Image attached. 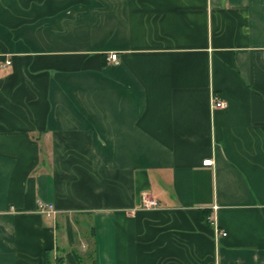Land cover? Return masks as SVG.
<instances>
[{"label":"crops","instance_id":"1","mask_svg":"<svg viewBox=\"0 0 264 264\" xmlns=\"http://www.w3.org/2000/svg\"><path fill=\"white\" fill-rule=\"evenodd\" d=\"M263 52L264 0H0V264H264Z\"/></svg>","mask_w":264,"mask_h":264},{"label":"built area","instance_id":"2","mask_svg":"<svg viewBox=\"0 0 264 264\" xmlns=\"http://www.w3.org/2000/svg\"><path fill=\"white\" fill-rule=\"evenodd\" d=\"M117 56L118 54L116 52H113L111 55H110V58L112 60H117ZM263 56H264V52H263ZM6 64H11V60L10 59H7L5 61ZM228 106V103L223 100V99H220V98H214V101H213V107L215 108H224V107H227ZM205 165H210L212 163V160L211 159H207V160H204L203 162ZM142 205L146 208H153V207H156L158 205V201L154 198H151L147 193H145L143 195V200H142ZM210 220L211 222L214 221V216L211 215L210 216ZM227 232L223 231L222 232V235H226Z\"/></svg>","mask_w":264,"mask_h":264},{"label":"trees","instance_id":"3","mask_svg":"<svg viewBox=\"0 0 264 264\" xmlns=\"http://www.w3.org/2000/svg\"><path fill=\"white\" fill-rule=\"evenodd\" d=\"M209 215H210V211L209 210H202L201 212V218L204 219L205 221H210L209 220ZM59 264H61V260L59 261Z\"/></svg>","mask_w":264,"mask_h":264}]
</instances>
